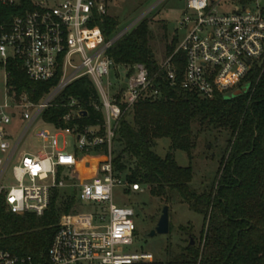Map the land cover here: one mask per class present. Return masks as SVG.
Instances as JSON below:
<instances>
[{"label":"built area","instance_id":"obj_1","mask_svg":"<svg viewBox=\"0 0 264 264\" xmlns=\"http://www.w3.org/2000/svg\"><path fill=\"white\" fill-rule=\"evenodd\" d=\"M262 2L186 0L177 48L157 62L158 70L151 74L145 65L118 66L107 56L119 39L144 20L139 18L107 41L96 22L109 16L108 0H0V64L6 87L0 102V197L5 198L7 211L20 217H43L55 192L70 191L76 198L72 212L59 220L48 264H148L154 260L151 254L131 252L136 212L113 203L115 189L143 192L115 173L118 122L138 103L161 99L164 83L204 100L231 97L245 86V94L249 93V79L258 72V83L264 74ZM178 55L182 69L174 62ZM10 63L32 82L58 77L59 81L34 103L8 86ZM82 78L95 86L99 99L92 106L103 115V123L84 128L74 124L86 112L79 101L71 100L70 112L63 118L66 128L45 124V111ZM59 137H73L74 152H67L66 144L61 148ZM26 141L27 149L23 148ZM94 152L104 157L99 176L77 185L80 156ZM10 173L14 185L2 186ZM84 205L92 208L82 212ZM0 264L34 262L0 250Z\"/></svg>","mask_w":264,"mask_h":264},{"label":"trees","instance_id":"obj_2","mask_svg":"<svg viewBox=\"0 0 264 264\" xmlns=\"http://www.w3.org/2000/svg\"><path fill=\"white\" fill-rule=\"evenodd\" d=\"M119 20L104 16L96 26L107 41L118 33ZM149 20H142L119 39L107 52L118 66L145 65L151 74L158 70L152 48ZM175 37L166 55L176 50ZM181 56L174 62L180 69ZM8 86L18 96L26 94L38 103L58 83H35L25 72L10 63ZM256 72L249 81V93L234 99L216 95L213 100L201 99L180 88L162 84L163 97L138 103L132 113L118 122L113 150V166L117 176L130 184L149 190L150 196L170 201L175 194L188 208L204 218L201 243L175 251L166 248V260L148 264H264V74L257 82ZM95 86L82 78L60 95L43 114V122L66 128L63 118L70 112L71 100L80 102L87 115L75 120L81 128L103 123V115L92 102L98 101ZM72 126V125H71ZM204 130L229 134L217 176L209 190L193 189V160ZM170 141L165 158L154 148L157 142ZM182 151L190 160L188 168L180 167L173 153ZM76 204L75 195L55 192L49 210L43 217L12 215L5 198L0 197V250L17 257H30L34 264H48V251L60 218L70 214ZM186 234L190 231L183 230ZM136 235V233H135Z\"/></svg>","mask_w":264,"mask_h":264},{"label":"rangeland","instance_id":"obj_3","mask_svg":"<svg viewBox=\"0 0 264 264\" xmlns=\"http://www.w3.org/2000/svg\"><path fill=\"white\" fill-rule=\"evenodd\" d=\"M264 8V2L261 3ZM109 17L119 20L118 32H122L139 18L148 19L152 32V48L155 59L159 63L164 60L168 47L175 37L181 36L180 22L187 13L186 0H108ZM110 82L114 85L116 78L111 73ZM5 75L0 64V102L5 97ZM240 90L234 94H239ZM233 94V95H234ZM229 134L224 131L204 130L199 138V144L194 154L193 170L194 180L192 187L202 193L209 190L213 184L222 158L223 151ZM33 143H37L34 138ZM61 148L66 144V151L74 152L75 140L73 137H59ZM28 141L23 148L27 149ZM170 141L167 139L157 142L154 152L161 158H165L169 152ZM175 161L182 168L190 166V160L186 153L176 151L173 153ZM82 163L78 165L76 178L77 185H84L97 178L100 173L101 161L104 160L99 152L81 155ZM9 180V181H8ZM8 180L2 186L14 185L11 173ZM143 192H124L123 189H115L113 203L119 207L133 208L136 212L135 223L137 226L134 246L131 252L148 253L154 261L166 260V248L171 246L173 250L179 251L187 246L190 238L194 246L201 243V233L204 227L203 216L192 212L177 195H173L170 201L157 199L150 196L149 190L142 188ZM69 195L70 191L62 192ZM169 208L170 232L168 235H156L148 237V234L156 228L162 215L164 207ZM92 208L84 205L82 212H88ZM190 231L186 234L182 231ZM151 262V263H152Z\"/></svg>","mask_w":264,"mask_h":264},{"label":"water","instance_id":"obj_4","mask_svg":"<svg viewBox=\"0 0 264 264\" xmlns=\"http://www.w3.org/2000/svg\"><path fill=\"white\" fill-rule=\"evenodd\" d=\"M154 56V55H153ZM127 82V81H125ZM123 88H126V85H123ZM248 90V86L243 87V89L240 91L239 94H234L231 97H228L227 99H234L237 97L242 96L243 94H245ZM83 115H86V113H83ZM170 232V217H169V208L166 206L163 208L162 210V215L157 223V226L155 229H153L149 234L148 237H154L156 235H168ZM190 245L194 246V241L192 238H190Z\"/></svg>","mask_w":264,"mask_h":264},{"label":"crops","instance_id":"obj_5","mask_svg":"<svg viewBox=\"0 0 264 264\" xmlns=\"http://www.w3.org/2000/svg\"><path fill=\"white\" fill-rule=\"evenodd\" d=\"M155 56V55H154Z\"/></svg>","mask_w":264,"mask_h":264}]
</instances>
